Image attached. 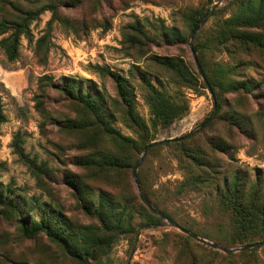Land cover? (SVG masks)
Wrapping results in <instances>:
<instances>
[{
  "label": "rangeland",
  "instance_id": "374dc122",
  "mask_svg": "<svg viewBox=\"0 0 264 264\" xmlns=\"http://www.w3.org/2000/svg\"><path fill=\"white\" fill-rule=\"evenodd\" d=\"M55 1L60 12L72 19L74 29L52 23L45 64L37 59L34 47L52 19L50 11L31 25L34 40H21L17 61L8 62L0 49V100L7 118L0 129V189L10 193L14 202L25 200L27 209L45 204L47 208H58L76 222L88 224L90 220L80 210L68 186L70 178H86L91 188L110 193L104 197L117 203L122 199L117 196L133 193L134 186L125 178L117 188L74 165L77 157L87 154L82 149L84 135L70 128L71 122L83 118L84 108L50 87L44 94L39 90V79L47 75L61 85L70 78L79 80V90L101 96L110 106L112 100L119 99L118 82L124 80L137 113L149 128L146 139L158 142L181 138L211 118L213 99L202 78L194 87L178 85L155 66L152 58L182 59L193 73H198L190 50L192 35L186 15L194 9L211 12L219 3L195 36L193 45H196L201 32L212 36L217 22L231 17L246 0H74L68 3L69 7L61 3L64 0ZM28 2L44 4L46 1L0 0V19L10 18L12 4L31 8ZM131 35L141 40L136 46L128 42L127 36ZM209 46L202 55L195 53L206 64V70L211 72L218 63L228 66L238 74L233 80L249 83L250 91L236 94L216 87L222 108L206 128L197 132L199 139L220 136L228 140L232 144L228 153L219 155L223 165L228 167L230 163L229 169L254 176L256 169L264 172V56L238 46L216 50L213 44ZM137 67L175 101L186 104L183 116L170 127H152V115ZM39 96L44 101V113L37 107ZM233 109L242 110L251 138L235 133L229 140V131L219 118ZM114 110L107 116L112 127L123 136L140 139L141 134ZM139 171L159 207L165 208L175 222L201 238L221 243L227 234L225 231L230 230V220L218 211L219 194L215 186L194 188L179 195L177 190L187 173L166 145L150 150ZM2 208L0 264H79L46 237L38 240L22 237L18 223L4 217ZM33 213L36 215L39 211L36 209ZM143 222L142 219L133 221L138 228L137 235L121 237L104 263L264 264V246L238 253H215L212 248L169 227L165 220L157 227H144ZM253 240L264 242V237Z\"/></svg>",
  "mask_w": 264,
  "mask_h": 264
},
{
  "label": "trees",
  "instance_id": "16d2710c",
  "mask_svg": "<svg viewBox=\"0 0 264 264\" xmlns=\"http://www.w3.org/2000/svg\"><path fill=\"white\" fill-rule=\"evenodd\" d=\"M45 1L44 4L28 2L31 5L29 9L12 4L10 18L0 19V36H3L0 40V49L8 62L17 61L23 38L31 42L34 40L31 25L46 11L52 13V19L45 33L36 40L34 47L35 55L40 63L45 64L47 61L52 23L58 22L65 28L74 29L72 19L60 12L59 3L55 0ZM71 1L74 0H64L61 3L69 7L68 3ZM210 14L212 15V11L203 13L200 9H194L186 15L191 35L202 21L211 16ZM136 31L139 35L142 34L141 30L136 29ZM211 33L212 36L201 32L197 37L199 41L193 45L196 54L202 55L205 50L210 49L209 45L213 44L214 50L238 46L240 49L256 51L264 56V0L242 2L231 17L217 22ZM127 39L130 46H136L141 41L139 37L132 35L127 36ZM152 60L157 68L164 71L178 85L194 87L199 82V78H202L199 71L196 74L193 73L191 67L182 59L155 57ZM198 61L217 102L216 116L222 108L220 94L216 92V87L219 86L230 93H249V83L233 80V77L238 75L234 69L218 63L211 72H208L202 58ZM137 70L140 83L145 90V101L152 115V127L154 129L170 127L183 116L186 104L175 101L169 92L154 85L145 73L139 71L138 67ZM203 83L207 88L204 80ZM80 86L81 81L72 78L62 85L54 83L53 78L47 75L39 79V90L44 94L50 87L84 108L83 118L80 121L71 122L70 128L84 135L82 149L87 154L77 157L74 165L92 176L103 179L106 183L116 185L117 188L121 187L123 179L128 178L130 182L132 181L135 191L121 193L117 196L122 198L121 202L117 203L104 197L110 193L107 194L101 188H91L86 178L81 176L70 178L68 186L72 189L80 210L90 220L88 224H83L68 217L58 208H47L45 204H38L33 209H27L25 200L19 203L14 202L10 193L0 189V207H3L1 214L18 223L22 237L28 240L46 237L50 243H54L76 263L90 264L89 261H93L97 264H107L104 263V259L109 256L121 237L137 235L138 228L133 224L135 219L144 220V227H157L164 222L163 218L149 210L134 182V171L143 150L153 143V140H147L145 137L149 128L135 109L126 81L118 82L119 99L112 100V106L105 103L99 95L79 90ZM39 98L41 100L37 102V107L44 113V101L42 96ZM112 108L115 109V113L121 115L125 123L141 134L140 139L123 136L112 127L107 119ZM262 108L263 106H260L259 109L262 110ZM219 120L228 129L229 140H232L235 133L251 138L242 110H228ZM6 121L0 100V129ZM199 134H186L177 138L178 141L166 145L174 154L179 167L187 173L177 193L182 195L194 188L215 186L219 194L218 211L230 220V230L225 231L227 233L225 238L217 244L233 248L257 243L258 241L255 242L254 238L264 237V172L256 169L253 176L248 172L229 169L230 163L228 167L224 166L219 155L227 154L232 144L220 136L201 140ZM138 176L144 193L154 206L173 220L165 208L159 207L142 179L141 171H138ZM96 190H98L97 193ZM36 209L39 214L35 215L33 211ZM219 226L221 230L224 229L222 224ZM189 239L194 240L191 237ZM212 250L220 253L218 250Z\"/></svg>",
  "mask_w": 264,
  "mask_h": 264
},
{
  "label": "water",
  "instance_id": "95a60500",
  "mask_svg": "<svg viewBox=\"0 0 264 264\" xmlns=\"http://www.w3.org/2000/svg\"><path fill=\"white\" fill-rule=\"evenodd\" d=\"M219 3L216 4L214 7H213V10L216 9L218 7ZM212 10V12H213ZM211 15V14H210ZM210 17V16H209ZM208 17V18H209ZM208 18H206L204 21L201 22L200 26L197 28V30L193 33L192 35V38H191V41H190V50H191V53H192V56H193V59H194V62L198 68V71L200 72L206 86H207V90L208 92L211 94V97L213 99V116L211 117V119L208 121V122H205L204 124H202L199 128H197L196 130L190 132L188 135H194L195 133H197L198 131L204 129L216 116L217 114V102H216V99H215V96H214V93L212 91V88L209 86L208 84V81L204 75V73L202 72V69L200 67V64H199V61L196 57V54L194 52V49H193V40L195 38V36L197 35V33L199 32L200 28L207 22ZM175 141H178V139H169V140H163V141H158V142H153L149 145H147L144 150H143V153H142V156L136 166V169L134 171V182H135V185L137 187V190L139 192V194H141L143 197H144V200L147 204V207L149 208V210H151L153 213H155L156 215L160 216L161 218H163L166 222H167V225L171 228H175L177 230H179L180 232H182L183 234L197 240L198 242L212 248V249H215V250H218V251H221V252H224V253H227V254H230V253H238V252H241V251H244V250H250V249H254V248H258V247H262L264 246V242H257V243H253V244H249V245H246V246H243V247H237V248H227V247H223L217 243H214V242H211L209 240H206L204 238H201L199 237L198 235L192 233L191 231H189L188 229H186L185 227L181 226L180 224H178L177 222L173 221L171 218L167 217L165 214H163V212H161L159 209H157L154 204L151 202V200L147 197V195L144 193L143 189H142V186L140 184V181H139V176H138V171H139V168L142 166V164L144 163L147 155H148V151L152 148H155V147H160V146H163V145H167L171 142H175Z\"/></svg>",
  "mask_w": 264,
  "mask_h": 264
}]
</instances>
